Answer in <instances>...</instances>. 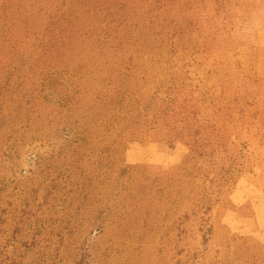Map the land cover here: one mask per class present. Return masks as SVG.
Returning <instances> with one entry per match:
<instances>
[{"label":"rangeland","instance_id":"obj_1","mask_svg":"<svg viewBox=\"0 0 264 264\" xmlns=\"http://www.w3.org/2000/svg\"><path fill=\"white\" fill-rule=\"evenodd\" d=\"M0 264H264V0H0Z\"/></svg>","mask_w":264,"mask_h":264}]
</instances>
